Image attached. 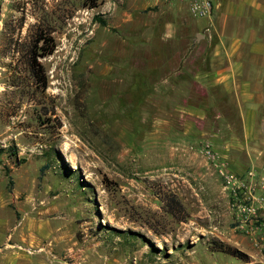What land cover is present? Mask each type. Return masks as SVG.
Instances as JSON below:
<instances>
[{"label":"rangeland","instance_id":"rangeland-1","mask_svg":"<svg viewBox=\"0 0 264 264\" xmlns=\"http://www.w3.org/2000/svg\"><path fill=\"white\" fill-rule=\"evenodd\" d=\"M187 17L161 0H0V247L17 229L34 264H264V123L243 147L224 97L196 120L151 86L191 47L164 22Z\"/></svg>","mask_w":264,"mask_h":264},{"label":"crops","instance_id":"crops-1","mask_svg":"<svg viewBox=\"0 0 264 264\" xmlns=\"http://www.w3.org/2000/svg\"><path fill=\"white\" fill-rule=\"evenodd\" d=\"M164 23L162 39L176 41L178 46L179 41H188L191 47L177 57L174 67L164 68L169 57L168 54L161 57L164 71L157 68V78L151 86L168 91L165 97L172 92L174 105L196 120H204L208 105L214 106V99L222 96L224 116L234 115L224 119L238 122L240 134L236 137L241 139L243 147L248 140L260 137V126L264 123V0H214V9L207 18L190 16ZM180 26L184 27L183 35L177 32ZM196 90L201 94L196 95ZM208 95L213 100L211 103ZM49 223L54 225L50 233L57 234L62 228L54 221ZM16 230L5 239L3 236L0 264H34L42 251L17 249L18 244L12 239L17 237Z\"/></svg>","mask_w":264,"mask_h":264},{"label":"built area","instance_id":"built-area-1","mask_svg":"<svg viewBox=\"0 0 264 264\" xmlns=\"http://www.w3.org/2000/svg\"><path fill=\"white\" fill-rule=\"evenodd\" d=\"M170 5L179 6L181 8H185L189 15L194 19H202L207 18L211 15L212 10L214 9V0H161ZM204 154L214 160V153L210 149L208 145H204L203 147ZM222 172V170H221ZM224 174V172H222ZM225 177L227 182H231L233 180V175L231 173H226ZM242 212H253V206H240Z\"/></svg>","mask_w":264,"mask_h":264},{"label":"trees","instance_id":"trees-1","mask_svg":"<svg viewBox=\"0 0 264 264\" xmlns=\"http://www.w3.org/2000/svg\"><path fill=\"white\" fill-rule=\"evenodd\" d=\"M102 23L103 21L100 20ZM3 152V149H0V153ZM47 167V165H45ZM45 168V167H44ZM216 250H220V251H224V252H227V253H230L234 256H237V257H244V254L241 253L238 249L234 248V247H230L228 245H222L221 243H219L218 245H216Z\"/></svg>","mask_w":264,"mask_h":264},{"label":"water","instance_id":"water-1","mask_svg":"<svg viewBox=\"0 0 264 264\" xmlns=\"http://www.w3.org/2000/svg\"><path fill=\"white\" fill-rule=\"evenodd\" d=\"M197 37H202V35L201 34H197Z\"/></svg>","mask_w":264,"mask_h":264}]
</instances>
